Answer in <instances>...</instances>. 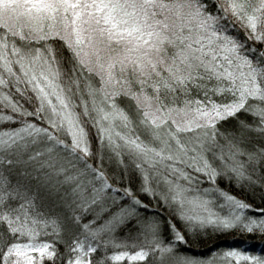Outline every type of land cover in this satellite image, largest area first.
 <instances>
[{
	"label": "snow or ice",
	"instance_id": "1",
	"mask_svg": "<svg viewBox=\"0 0 264 264\" xmlns=\"http://www.w3.org/2000/svg\"><path fill=\"white\" fill-rule=\"evenodd\" d=\"M0 124V264H264V0H0Z\"/></svg>",
	"mask_w": 264,
	"mask_h": 264
},
{
	"label": "trees",
	"instance_id": "2",
	"mask_svg": "<svg viewBox=\"0 0 264 264\" xmlns=\"http://www.w3.org/2000/svg\"><path fill=\"white\" fill-rule=\"evenodd\" d=\"M0 127H3V125L0 124ZM219 239H220V242H225V241H227V242H231L232 239H233V237H232V235H226V236L221 237V238H219ZM122 264H127V262H122ZM141 264H142V262H141Z\"/></svg>",
	"mask_w": 264,
	"mask_h": 264
}]
</instances>
